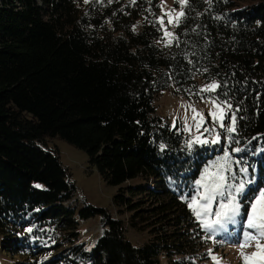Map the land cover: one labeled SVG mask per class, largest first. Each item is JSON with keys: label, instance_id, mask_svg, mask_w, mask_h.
<instances>
[{"label": "trees", "instance_id": "trees-1", "mask_svg": "<svg viewBox=\"0 0 264 264\" xmlns=\"http://www.w3.org/2000/svg\"><path fill=\"white\" fill-rule=\"evenodd\" d=\"M240 1L189 0L174 28L179 44L165 47L157 42L160 0H0L3 251L33 259L21 264L205 258L200 227L181 197L221 148L189 151L155 101L169 88L198 100L200 87L220 82L217 93L203 95L240 107L239 144L231 147L244 149L237 154L250 163L249 176L264 181V0ZM54 137L85 151L100 178L119 186L113 202L130 212L127 225L150 233L147 242L134 246L122 220L86 203L79 219L100 215L104 227L91 247L78 242L70 206L76 186L58 147H47ZM250 188L248 200L256 194Z\"/></svg>", "mask_w": 264, "mask_h": 264}, {"label": "snow or ice", "instance_id": "snow-or-ice-1", "mask_svg": "<svg viewBox=\"0 0 264 264\" xmlns=\"http://www.w3.org/2000/svg\"><path fill=\"white\" fill-rule=\"evenodd\" d=\"M111 2V0H109ZM135 3V0H131ZM211 3V0H208ZM89 3V0H84ZM151 3V0H149ZM179 4L180 11L175 8L166 9L164 0H161V15L156 18L155 23L159 25L158 31L162 36L158 43H163L165 47H171L175 42L179 44L178 37L170 30L176 28L185 17L184 8L189 0H174ZM219 19V17H217ZM191 63V61H189ZM206 71V69H205ZM223 87L220 82L212 81L198 89L195 93L201 100L211 104L207 116L211 119V124L205 119V115L193 105H188L184 117V127L182 131L191 134L195 128L198 133L186 140L185 144L190 151L194 145H217L222 144L223 154L214 161L207 164L198 179L194 181V186L190 190V195L185 194L182 200L187 204L188 209L195 217L201 230L205 233V239L217 243L216 237L220 233H226L229 225H236L238 218L242 217L241 197L245 195L246 189L253 183V178L249 176V167L241 159H234L233 154L244 151L241 147H231L232 143L239 144L234 140L237 131L238 113L240 107L233 108L228 100H220L217 96L203 94L217 93ZM182 107H184L182 105ZM192 112V123H188L187 111ZM243 119V117H239ZM177 121L174 119L172 127L176 128ZM223 132V142L222 133ZM208 134V135H206ZM211 136V139L208 136ZM255 139V138H254ZM160 149H165L164 144H160ZM235 166V168H234ZM39 187V185H37ZM248 208L246 218L242 220V237L238 239V252L242 264H264V188H260L251 200L246 201ZM215 205V207L213 206ZM26 231L31 232L32 229ZM256 251L246 253L244 250L253 246ZM208 255L213 264H220L219 258L211 249Z\"/></svg>", "mask_w": 264, "mask_h": 264}, {"label": "rangeland", "instance_id": "rangeland-1", "mask_svg": "<svg viewBox=\"0 0 264 264\" xmlns=\"http://www.w3.org/2000/svg\"><path fill=\"white\" fill-rule=\"evenodd\" d=\"M246 3L247 0L242 2L240 1L238 5L243 6ZM164 4L166 6V9L175 8L177 11H180L179 4L174 3V0H164ZM170 30L174 33V28H170ZM190 104L200 112H202L205 115V119L208 120L209 124H211V119L207 116V113L211 108V104H207L201 99L189 100L187 98L179 96L174 93L173 88L166 89L157 95L155 101V112H157L158 115H160L166 122H168L171 127L173 124V120L175 119L177 121L176 125L178 126L179 130H182L184 127V117L186 114V109ZM182 105L184 107H182ZM187 117L188 123L191 124L192 112L190 110L187 111ZM218 131H221L222 133L223 142L224 134L222 130L218 129ZM183 133L186 137V140L198 134L195 128L192 129L191 134L185 131H183ZM208 138L211 139V136L209 135ZM53 146L58 147L60 152V160L62 164L70 171V179L76 186V192L73 199L74 201L70 203V206L74 210L73 216L77 221L76 229L78 231V242H83L87 246L91 247L95 243L97 237L100 235L104 227L103 220L100 215H96L84 220L79 219L78 212L85 203L93 205L95 207L103 208L106 213L112 218L122 220V222L125 224V237L134 246H141L142 244L147 242L151 236L150 233L148 231L136 230L127 225V218L129 217L130 212L114 204L113 197L117 193L119 186L109 185L100 178L96 168L89 164L88 157L85 151L59 137L47 139V147L52 148ZM204 146H210L208 152H210L211 154L213 151L219 150V147L221 148V150L203 160L196 179L199 178L201 171L207 164L214 161L218 156L223 154V147L221 146V144L220 146L219 144H217V146L215 147L211 144ZM233 157L234 159H241L242 162H246L250 170V163L245 158L238 156L237 153L233 154ZM251 178H253V183L248 186L245 195L241 197L242 217L238 218V221L240 222H238L236 225H229L227 234H218L216 237V240L218 241L217 243H213L211 240H206L205 233L200 228V233L202 234V238L204 239V246L200 249L201 252H204L202 256L205 258L198 260L197 263L213 264L212 259L208 255V250L211 249L213 253L219 258L220 264H242V260L238 252V239L242 237V220L246 218V215L244 214H246L248 208L246 201L249 199V196L252 193L250 192V186L253 187L252 191H254V189L256 190L255 193H257L260 188H264V181L260 182L258 180L256 182L254 176ZM138 180V178H135L131 181L137 183ZM213 206L215 207V205ZM254 243L255 242H253V246L246 248L244 251L246 253L256 251ZM261 243H264V241H261ZM46 257L47 255H40L38 256V259L41 260L42 258ZM25 260L27 259L25 257H22L21 255H12L11 253L3 251L2 235H0V264H21ZM30 260L32 261L33 259H28L27 261H29L30 263ZM161 263L167 264V262L163 258L161 259Z\"/></svg>", "mask_w": 264, "mask_h": 264}]
</instances>
